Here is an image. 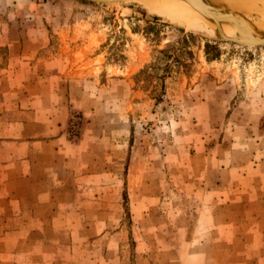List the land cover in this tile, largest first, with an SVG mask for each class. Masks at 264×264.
Returning a JSON list of instances; mask_svg holds the SVG:
<instances>
[{
	"label": "rangeland",
	"instance_id": "rangeland-1",
	"mask_svg": "<svg viewBox=\"0 0 264 264\" xmlns=\"http://www.w3.org/2000/svg\"><path fill=\"white\" fill-rule=\"evenodd\" d=\"M211 27L0 0V264H264V36Z\"/></svg>",
	"mask_w": 264,
	"mask_h": 264
},
{
	"label": "bare ground",
	"instance_id": "bare-ground-1",
	"mask_svg": "<svg viewBox=\"0 0 264 264\" xmlns=\"http://www.w3.org/2000/svg\"><path fill=\"white\" fill-rule=\"evenodd\" d=\"M134 1L147 10L189 30L199 29L198 33L213 29L211 27L213 24L218 28L214 31L218 35L228 36L231 34L252 40L264 36V26L260 29L251 28L257 20L250 18L251 14H249V11H257L262 15L260 18L264 17V0H213L210 3H207V0ZM224 23L226 25H223Z\"/></svg>",
	"mask_w": 264,
	"mask_h": 264
},
{
	"label": "crops",
	"instance_id": "crops-1",
	"mask_svg": "<svg viewBox=\"0 0 264 264\" xmlns=\"http://www.w3.org/2000/svg\"><path fill=\"white\" fill-rule=\"evenodd\" d=\"M32 138H36V137H32ZM56 141H53V140H50L49 142H48V144H52V143H55ZM26 143H30V144H33V145H39L41 142H32V141H30V142H26ZM47 142H45V144H46ZM26 161H22V160H18V162H15V164H21V163H25ZM26 179H21L20 181H25ZM4 191V189L2 188L1 190H0V194H2V192ZM12 194V193H11ZM29 193H25V195H28ZM17 197H20L19 195H17Z\"/></svg>",
	"mask_w": 264,
	"mask_h": 264
},
{
	"label": "water",
	"instance_id": "water-1",
	"mask_svg": "<svg viewBox=\"0 0 264 264\" xmlns=\"http://www.w3.org/2000/svg\"><path fill=\"white\" fill-rule=\"evenodd\" d=\"M92 2L98 3V4H113L116 2V0H90ZM189 1V0H186ZM264 42L262 43H256V44H252V45H263Z\"/></svg>",
	"mask_w": 264,
	"mask_h": 264
}]
</instances>
